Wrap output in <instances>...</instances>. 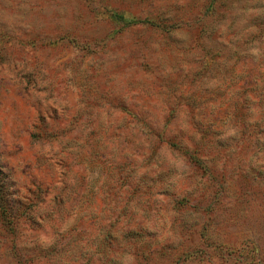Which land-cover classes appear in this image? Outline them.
Listing matches in <instances>:
<instances>
[{
  "label": "rangeland",
  "instance_id": "rangeland-1",
  "mask_svg": "<svg viewBox=\"0 0 264 264\" xmlns=\"http://www.w3.org/2000/svg\"><path fill=\"white\" fill-rule=\"evenodd\" d=\"M0 184V264H264V0H0Z\"/></svg>",
  "mask_w": 264,
  "mask_h": 264
},
{
  "label": "trees",
  "instance_id": "trees-1",
  "mask_svg": "<svg viewBox=\"0 0 264 264\" xmlns=\"http://www.w3.org/2000/svg\"><path fill=\"white\" fill-rule=\"evenodd\" d=\"M0 190L3 191V185H2V184H0ZM2 191H1V193H4V192H2Z\"/></svg>",
  "mask_w": 264,
  "mask_h": 264
}]
</instances>
